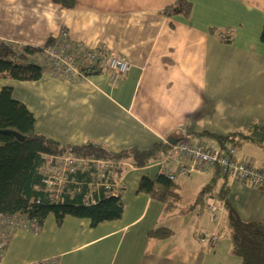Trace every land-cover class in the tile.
I'll return each mask as SVG.
<instances>
[{
	"label": "crops",
	"instance_id": "1",
	"mask_svg": "<svg viewBox=\"0 0 264 264\" xmlns=\"http://www.w3.org/2000/svg\"><path fill=\"white\" fill-rule=\"evenodd\" d=\"M174 1L75 0L67 9L52 0H0V46L43 48L49 39L66 37L86 48L102 45L131 65L116 79L108 70L81 82L42 73L35 81L0 79V90L11 87L13 98L33 114L38 133L60 145L93 143L112 152L146 150L180 139V130L191 143L215 145L197 134L227 135L253 121L264 124V0H192L189 16L164 15ZM239 150L264 168L263 150L251 144ZM123 166L115 187L123 204L119 219L91 227L87 219L65 216L57 223L48 215L36 233L15 231L3 264L51 256L59 264L210 261L198 238L212 232L213 223L204 206L189 207L212 171L179 177L180 205L167 212L138 191L142 177L159 174L155 161ZM227 182L239 217L264 224V186ZM224 224L225 212L218 233ZM222 246L223 240L216 250ZM229 262L240 264L230 249Z\"/></svg>",
	"mask_w": 264,
	"mask_h": 264
},
{
	"label": "trees",
	"instance_id": "2",
	"mask_svg": "<svg viewBox=\"0 0 264 264\" xmlns=\"http://www.w3.org/2000/svg\"><path fill=\"white\" fill-rule=\"evenodd\" d=\"M52 1L67 9L75 5V0ZM191 8L192 0H175L162 13L169 17L174 15L186 17L189 16ZM260 39L264 41V27ZM50 42L51 39L47 44ZM42 49L24 46L17 54L11 44H2L0 79L15 81L40 79L41 67L30 61L28 57ZM34 124L33 114L25 104L13 98L11 87L1 88L0 130H12L20 134L23 139L0 133V214L22 213L27 218L35 220L39 226L48 215H53L57 223H60L65 216L87 219L91 227L104 221L119 219L122 216L123 204L120 191L115 188V184L126 169L123 163L144 167L153 161H162L170 149V144L163 141L154 143L146 150L132 147L120 152H112L93 143L60 145L38 133ZM197 136L209 137L223 153H226L231 146L240 148L244 144H251L264 151V124L257 121L235 129L227 135L203 132ZM68 154L113 162V168L107 169L102 179L107 181L109 188L96 186L97 168L89 164L86 168L77 169L75 173L70 174L68 180L71 181L54 198L53 192L46 189L44 182L45 168L51 162L48 158ZM169 162L165 166H168ZM211 171V179L200 189L189 210L195 204L205 208L206 197L213 196L217 203L223 206V211L218 215L219 221L213 223L212 232L204 233L207 234V240L201 243L206 248L216 247L221 217L225 212L226 225L229 227L230 253L240 259V264H264V224L258 221H243L229 199L227 182L229 178L221 175L217 167ZM178 178L175 176L170 180L162 174H158L153 180L142 177L138 191L159 200L164 204L167 212H172L181 201ZM112 192L117 195H112ZM91 200H94V203H91ZM213 234L216 237L214 243L211 242Z\"/></svg>",
	"mask_w": 264,
	"mask_h": 264
},
{
	"label": "built area",
	"instance_id": "3",
	"mask_svg": "<svg viewBox=\"0 0 264 264\" xmlns=\"http://www.w3.org/2000/svg\"><path fill=\"white\" fill-rule=\"evenodd\" d=\"M15 51L19 54L21 48L17 47ZM28 58L41 67L43 74L72 82L87 81V74L96 70H108L116 79L123 76L131 67L124 57L109 52L104 46L86 48L81 43L72 42L66 37L52 39L40 52L30 55ZM48 160L51 162L45 168L44 182L46 189L53 192L54 198L71 181L68 180L70 174L89 164H93L97 168L96 186L109 188L107 181L102 179L106 170L113 168V162L80 158L72 154L50 156ZM169 161L173 165L175 163L176 166L172 167L170 164L165 166ZM155 165L159 169V174L167 176L170 180H173L175 176L185 177L217 167L220 174L227 176L230 180L247 182L256 187L264 185V168L253 166L239 148L231 146L226 153H223L216 144L191 143L184 130H180V140L174 145L170 144L165 158L155 162ZM111 194L117 195L115 192ZM91 203H94V200H91ZM205 209L209 213L210 221L217 223L223 206L219 205L213 196H207ZM38 229L39 225L36 221L27 218L22 213L0 214V264L4 263L6 250L16 230L36 233ZM206 240L207 234H203L200 237V242L203 243ZM215 240L216 237L213 234L211 242L214 243ZM28 264H59V261L57 257L51 256L33 260Z\"/></svg>",
	"mask_w": 264,
	"mask_h": 264
},
{
	"label": "rangeland",
	"instance_id": "4",
	"mask_svg": "<svg viewBox=\"0 0 264 264\" xmlns=\"http://www.w3.org/2000/svg\"><path fill=\"white\" fill-rule=\"evenodd\" d=\"M99 46H102V45H98L97 47H99ZM15 48H17V47H15ZM46 159L47 158H45V160ZM192 176H194V175H192ZM228 231H229V227L226 224H224V226L221 229V232L218 233V242H217L216 247L223 240V246L219 250H216V247L215 248H211V249L210 248H206L200 242V240L198 238L199 248H202V249H200V252L201 253H204V251H209L208 253L211 252L210 253V256H211L210 261H208V257H207V258H205L204 262L201 261V264H230V262H229V249L230 248L229 249L226 248V240H227V237H228ZM224 246H225V249H226L225 251H224ZM204 254H207V253H204Z\"/></svg>",
	"mask_w": 264,
	"mask_h": 264
},
{
	"label": "water",
	"instance_id": "5",
	"mask_svg": "<svg viewBox=\"0 0 264 264\" xmlns=\"http://www.w3.org/2000/svg\"><path fill=\"white\" fill-rule=\"evenodd\" d=\"M0 133L11 134V135L15 136L17 139H23V137H22L20 134L14 132V131H12V130H0ZM179 140H180V139H169V140H168V143L171 144V145H174V144H176Z\"/></svg>",
	"mask_w": 264,
	"mask_h": 264
}]
</instances>
